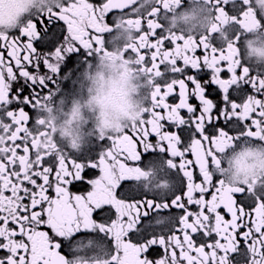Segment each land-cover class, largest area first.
I'll return each mask as SVG.
<instances>
[{
    "label": "snow or ice",
    "instance_id": "1",
    "mask_svg": "<svg viewBox=\"0 0 264 264\" xmlns=\"http://www.w3.org/2000/svg\"><path fill=\"white\" fill-rule=\"evenodd\" d=\"M206 4L216 27L195 37L167 28L163 17L170 9L156 0L150 5L135 0L123 7L118 0H53L39 15H47L45 24L62 21L59 28L38 27L41 20L34 22L35 14L9 31L14 17L5 20L0 15V48L7 50L8 58L0 51V264H87L96 238L107 240L111 252L105 259L116 264L113 228L117 221L131 219L121 216L113 203L94 202L93 190L105 164L120 166L129 156L141 165L163 159L175 181L163 193L133 191L124 182L116 188L115 199L134 207L137 220L155 219L167 229L150 235L139 223L129 228L125 240L135 247L137 264H264V166L238 183L226 178L224 168L229 148L264 144V66L252 65L245 56L250 37L264 34V0ZM176 5L183 6L180 0ZM7 7L0 4V11ZM113 10L119 13L117 20L135 32L124 57L133 59L138 73L150 82L149 100L139 118L121 129L96 132L97 147L80 154L82 162L68 166L69 154L59 142L53 143L55 128L47 114L57 93L70 92H61V82L74 84L88 61L107 55L102 38L109 29L105 18ZM250 11L254 26L244 24ZM219 13L230 22L221 21ZM13 32L17 37L10 41ZM18 38L27 43L20 45ZM198 48L202 58L195 55ZM222 63L227 78L222 77ZM21 78L28 95H22L24 86L12 88ZM173 96L178 102H167ZM19 105L30 106L31 116ZM173 127L175 131L169 130ZM153 134L158 137L155 144L149 142ZM140 144L143 153L137 150ZM93 169H99V176L88 179L91 190L71 194L68 185L83 183ZM50 189L54 196L48 194ZM144 209L154 215L149 217ZM175 209L181 210L178 219L172 215Z\"/></svg>",
    "mask_w": 264,
    "mask_h": 264
},
{
    "label": "flooded vegetation",
    "instance_id": "2",
    "mask_svg": "<svg viewBox=\"0 0 264 264\" xmlns=\"http://www.w3.org/2000/svg\"><path fill=\"white\" fill-rule=\"evenodd\" d=\"M89 2L95 3V4H102L104 0H89ZM135 2V0H118V3L121 7L125 5H131ZM146 4H151V0H144ZM157 3L161 4H166L168 8L170 9L169 13L163 17L165 21V26L169 29H174L177 32H182L185 35L189 37H195L198 34L203 33L206 30H213L216 27V21L214 19V22L211 24L209 28L206 30H197L196 32H192L191 29L188 28V24L192 23L195 25L196 21H187L182 17V13L185 11H192L193 13L196 14L197 20L199 18V9L201 6L207 8L211 16L212 11L208 7V5L205 3V0H180V3L183 5L182 7H178L176 5V0H156ZM0 4H7L8 7L6 9H3L0 11V15L3 16L5 20L8 19L9 16L14 17V23L12 24L11 27L16 26L17 23L19 25L23 24L26 22L27 18L29 16L38 14L36 17H33L34 22L37 20H41V23L38 25V27H45V28H50L53 24L57 25V28L63 25L62 21H57V20H52L49 21L47 24L43 23V21H47V15H43L42 19L41 16L39 15V11H37L36 8H32V11L28 14L25 15V11H27L28 7L30 5L25 4V0H0ZM119 13L117 10H113V12L109 13L106 18H105V23L109 24V29L106 30L105 36L102 38L103 43L106 45L105 52L107 55H118L120 58L124 59L127 63L131 65L133 69L137 71L135 68L134 60L131 58H125L124 57V52L128 49V47L133 45V41L135 40V32L129 30L126 28L122 23H120L119 20ZM214 18V17H213ZM219 19L223 21L224 23H229L231 18L227 17L223 13H219ZM117 20V23L114 27V21ZM244 24L248 26H254L256 24V18L253 12H249V14L245 17L244 19ZM5 27H8V25H4ZM145 28L147 27L146 23L143 25ZM66 27V26H64ZM13 37H17V34L13 32L12 36H10V41ZM18 43L20 45H23L27 43L26 38H18ZM0 51H4L5 54V59L7 60V50L0 48ZM44 51V50H41ZM247 48L245 49V56L247 58ZM195 55L200 56L201 58L203 57L204 53L201 48H198L196 50ZM98 56L92 61V67H95V63L97 61ZM76 57H73V60H75ZM82 60L83 57H80ZM248 59V58H247ZM248 61L254 65V66H264V65H255L253 64L249 59ZM182 63V62H181ZM14 66V62H13ZM224 69L225 72L222 73L223 78H227V73H226V63H222L221 65ZM85 68V66H84ZM84 68L77 73L76 77L73 79L76 81L79 80L78 74L82 73ZM29 70H32L31 68ZM14 71H16L14 67ZM45 71L42 69V72ZM204 72L207 73L208 70L204 69ZM138 73V71H137ZM139 74V73H138ZM18 75V72H17ZM207 78V77H205ZM139 82L141 83V89H140V96L148 98L150 96V89H149V81H146L142 76L139 74ZM70 83L69 82H61V88L63 90H67L70 88ZM21 86H24L25 91L22 93V95H28L29 94V89L27 88L26 85H24L23 79H18L17 81L12 82V88L14 90L19 89ZM50 87L55 90V85H50ZM63 92V91H61ZM13 95L15 94V91L12 93ZM60 96H65V95H59L54 98L53 104L56 103L59 99ZM194 100V98H193ZM169 103H175L178 102V100L175 99V97H169L168 101ZM193 102V101H190ZM13 110L18 111L19 108L16 105L11 106ZM19 107H24L25 111H28L30 116H31V109L30 106H24V105H19ZM157 111H160L157 109ZM165 114V113H162ZM182 115L185 117L187 116L186 110H182L181 112ZM146 118L150 119V116H147ZM165 127H168V122L164 121ZM122 128V127H121ZM121 128H117L114 131H105V134L109 132H115ZM150 129V126H149ZM101 129L97 130L93 128V125L90 123L85 129V133H88V135L85 136L83 146L78 150V151H73L68 148L67 144L60 140L58 138V134H53L54 140L53 143L59 142L64 150L69 154L68 160L66 161V164L70 166L74 160L77 162H82L77 159V157L82 154L88 153V150L95 149L97 147L98 142L95 139L96 132L100 131ZM169 130L175 131L176 129L170 128ZM158 140V137H155L153 134V137H150L149 142L155 144L156 141ZM242 145V144H241ZM240 146L236 147L234 150L229 148L226 153H225V159H224V168L227 169L228 171L226 172V178L229 180L230 179V174H229V162H230V157L231 155L239 149ZM246 145V144H245ZM137 150L141 153L144 152L143 149V144H140L137 146ZM132 152L135 151V148L133 147L131 149ZM95 152H92L91 155H95ZM187 159H195L193 156H188L186 157ZM121 160H124V157H120ZM143 159V157H142ZM147 169V170H145ZM192 171L194 173V181L195 182H200L199 179V171L198 168H192ZM99 176V169H93L92 172L90 173L89 177H86L83 183L81 182H74L75 187L72 185H68V190L71 194L73 195H86L87 191L91 190V186L88 184V179L89 178H98ZM51 181L53 182V188L55 187V175L53 174L52 177H50ZM42 182V181H38ZM124 182L127 186H129L133 191L137 192H149V193H163L166 191L171 190V188L174 186V179H172L169 174L167 173L165 169V162L163 159H158L153 161L151 164L148 165H141L140 162L133 161V158L131 156L128 157L127 161L120 166H111L108 164H105L103 166V171L101 173V177L98 179L97 185L93 190V196H94V202H99V203H113L119 210V213L121 216H129L131 219V223L125 222L123 224L120 223V221H117L116 226L113 228V235L115 237L114 243L117 249L115 259H116V264H137L136 260V249L133 245L129 244L125 240V235L129 228L134 227L137 223L141 224L144 228H147L149 230V234H161L162 232H167V229L164 227V225L158 224L155 219L150 220L148 217L142 218L141 220L136 219V209L127 203L118 201L115 199V191L116 188L119 186L120 183ZM234 183H238L237 181H233ZM242 182V181H239ZM214 191V189H213ZM7 194V193H6ZM49 195L54 196L55 193L52 189L49 190L48 192ZM181 194V193H177ZM210 196H206V199H210ZM190 211H195L197 210L195 206H189ZM144 211L149 212V217L154 215L150 210L144 209ZM141 215H143V210H141ZM172 215L176 217L177 219L181 215V210L180 209H175L172 211ZM230 217L226 216V219ZM40 230H47L45 228H41ZM177 234L179 235L180 233L178 232L177 229ZM82 243H87V241H83ZM155 248L159 251V253L162 255L163 254V248L160 247L159 245L155 246ZM93 251L89 253V259L87 261V264H108L107 260L105 259V256L108 255L111 252V248L107 242L106 239H101V238H96L94 245H93ZM155 255V253H154ZM159 258V257H157ZM81 264H85V262L82 260ZM240 264H243V260H241Z\"/></svg>",
    "mask_w": 264,
    "mask_h": 264
},
{
    "label": "clouds",
    "instance_id": "3",
    "mask_svg": "<svg viewBox=\"0 0 264 264\" xmlns=\"http://www.w3.org/2000/svg\"><path fill=\"white\" fill-rule=\"evenodd\" d=\"M53 0H25L30 5L25 15L32 8L37 11H47ZM206 3V0H205ZM182 17L187 21L192 32L206 30L214 22L210 11L201 6L199 18L192 11H185ZM16 26L8 28L9 31ZM251 45L247 46V58L255 65H264V34H253ZM78 81L70 85V92L52 105L50 116L58 138L64 141L68 148L78 151L85 136L84 129L91 123L93 128L114 131L123 127L142 114L148 98L140 96L141 83L139 74L124 59L118 55L98 56L95 67L92 61L85 64ZM61 91L63 90L61 88ZM57 93L56 96H59ZM63 101V103H61ZM230 181H243L264 166V144H242L229 158Z\"/></svg>",
    "mask_w": 264,
    "mask_h": 264
}]
</instances>
